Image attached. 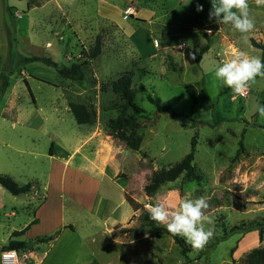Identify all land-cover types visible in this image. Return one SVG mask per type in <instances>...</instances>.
<instances>
[{
	"label": "rangeland",
	"instance_id": "374dc122",
	"mask_svg": "<svg viewBox=\"0 0 264 264\" xmlns=\"http://www.w3.org/2000/svg\"><path fill=\"white\" fill-rule=\"evenodd\" d=\"M203 11L197 12V5ZM0 0L1 74L9 88L0 98V175L30 193L15 196L0 185V257L10 241L31 243L20 250L26 264H242L264 247V78L246 96L217 80L229 45L261 57L252 40L264 41V6L249 0L255 29L247 43L231 25L209 20L210 0ZM211 49L200 64L195 56ZM102 54L84 66L82 82L63 78L44 63L21 57L53 58L61 66L84 63L97 38ZM174 64L176 70L171 67ZM131 73L143 143L129 149L110 135L107 122L133 115L113 92V82ZM159 97L176 116L159 113ZM97 114L79 125L70 104ZM203 121L193 124V120ZM197 138L195 181L181 175L148 194L157 171L184 160ZM243 141L245 151L234 160ZM54 143L53 148L52 144ZM129 194L142 208L135 211ZM207 197L206 227L214 236L205 247L182 253L172 234L142 220L145 205L181 197ZM34 219L36 225L19 235ZM131 230L121 234L123 230ZM53 237L48 243L38 238ZM184 239V238H183ZM185 240V239H184Z\"/></svg>",
	"mask_w": 264,
	"mask_h": 264
},
{
	"label": "trees",
	"instance_id": "16d2710c",
	"mask_svg": "<svg viewBox=\"0 0 264 264\" xmlns=\"http://www.w3.org/2000/svg\"><path fill=\"white\" fill-rule=\"evenodd\" d=\"M5 4L8 14L11 16V7L8 5V0H5ZM201 34L204 38H206V43L200 48V51L195 56V62L197 64L201 63L204 55L207 54L211 49V40L208 33L202 31ZM252 44L255 48L261 50V58L264 59V41L259 43L255 40H252ZM82 54L85 59L84 63H74L71 66H61L53 58L44 56L21 57V62L23 64L41 62L51 68H54L63 78L72 81L82 82L85 80V72L83 69L84 66H86L90 61L98 58L102 54L101 38H97L96 44L90 52L84 50ZM171 67L176 70V67L173 63L171 64ZM1 78L3 83L0 98L5 95L10 85L9 76L7 74H1ZM132 84L133 76L131 73H126L113 82V92L125 102L126 107L128 109H131L133 111V115H127L123 113L118 118L110 119L107 122V128L109 130L110 135L123 142L129 149L139 151L143 143L142 137L139 134V130L142 128V123L139 122V118L143 117L146 114V111L136 103V96L132 88ZM149 100L156 105L157 111L159 113H168L176 116V113L174 112L172 107L166 106L162 102L161 98L149 96ZM70 109L79 125H94L95 120L97 118V114L95 111L90 110L86 105L80 103H71ZM202 123L204 122L193 120V124ZM53 146L54 143L52 144L51 149L53 148ZM196 147L197 138L194 137L192 140L191 150L187 157L170 169L157 171L154 174L152 181L146 186V192L148 194H156L158 191H160L162 186L176 180L181 175H185L187 178L195 181H201V176L197 173L194 166ZM244 151V143L243 141H241L240 148L238 149L234 160H238ZM0 185L15 196L28 194L33 189L32 183L22 186L18 184L14 180V178L8 175H0ZM126 201L135 211L140 210L143 206L142 204L138 203L134 198H132L129 194L126 195ZM142 220L149 227L155 229L159 228L158 225L150 219L148 212L144 213V215L142 216ZM38 222L39 219H34L24 230L15 234L25 235L26 232H28L32 228V226L36 225ZM163 230L167 231L166 229ZM130 231L131 230L124 229L123 231H121V234H127ZM259 232L261 240H264V226H261ZM173 237L177 244L181 247L182 253L184 255H187L189 252V246L187 245L183 237ZM37 240L38 243H48L53 240V237H40ZM31 245L32 244L27 241L12 240L6 247H4V250L20 251L28 249L29 247H31ZM92 264L100 263L95 262ZM242 264H264V247L254 249L248 255L246 261Z\"/></svg>",
	"mask_w": 264,
	"mask_h": 264
},
{
	"label": "clouds",
	"instance_id": "9594fccd",
	"mask_svg": "<svg viewBox=\"0 0 264 264\" xmlns=\"http://www.w3.org/2000/svg\"><path fill=\"white\" fill-rule=\"evenodd\" d=\"M209 20L220 25H231L241 34V40L248 42L249 33L255 29V21L250 16L249 0H210ZM257 7L264 6V0H254ZM197 12L203 11L197 5ZM228 58L215 68L214 75L223 86L230 88L235 95L246 96L257 77L264 78V59L249 55L240 48L229 45ZM256 114L264 119V105H257ZM149 217L158 225H163L173 236H181L195 250L206 246L213 238L214 230L206 227L212 221L207 215L209 203L207 197H181L178 202L167 201L145 205ZM15 253L5 254V258Z\"/></svg>",
	"mask_w": 264,
	"mask_h": 264
},
{
	"label": "built area",
	"instance_id": "2783aa9c",
	"mask_svg": "<svg viewBox=\"0 0 264 264\" xmlns=\"http://www.w3.org/2000/svg\"><path fill=\"white\" fill-rule=\"evenodd\" d=\"M15 253L14 255H9L5 258V254ZM0 264H26L17 250H6L1 252Z\"/></svg>",
	"mask_w": 264,
	"mask_h": 264
}]
</instances>
